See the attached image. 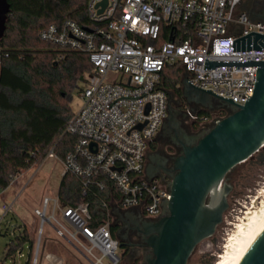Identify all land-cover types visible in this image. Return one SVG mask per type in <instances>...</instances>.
I'll return each mask as SVG.
<instances>
[{
  "label": "built area",
  "instance_id": "1",
  "mask_svg": "<svg viewBox=\"0 0 264 264\" xmlns=\"http://www.w3.org/2000/svg\"><path fill=\"white\" fill-rule=\"evenodd\" d=\"M103 1L88 2L92 27L67 19L42 28L39 38L63 51L87 54L93 66L83 83L82 104L66 129L76 141L62 160V177L76 176L108 192V219L91 226L88 203L67 204L59 219L55 209L65 201L61 196L45 197L35 214L42 222L40 234L48 222L91 264H121L111 220L123 210L158 218L171 199L170 184L146 173L149 146L168 115L163 70L179 64L190 84L245 104L253 96L258 66L204 69L205 60L264 61V49L233 51L234 40L253 31L264 34V0H107L105 7ZM64 58L61 53L57 60ZM201 120L211 127L220 117L213 113ZM49 156L57 157L53 151ZM11 208L0 205V224ZM34 255L38 264L39 243ZM45 258L50 264H65L54 253Z\"/></svg>",
  "mask_w": 264,
  "mask_h": 264
},
{
  "label": "trees",
  "instance_id": "2",
  "mask_svg": "<svg viewBox=\"0 0 264 264\" xmlns=\"http://www.w3.org/2000/svg\"><path fill=\"white\" fill-rule=\"evenodd\" d=\"M8 2L11 13L0 40V192L12 184L14 173L20 168L40 164L51 151L64 160L73 150L76 137L66 133L74 114L70 93L93 70L87 54L63 51L39 38L42 28L67 19L92 27L87 14L89 0ZM61 53L65 58L57 60ZM183 77L179 64L168 65L161 74V86L168 93L181 96ZM213 113L205 109L200 117H211ZM216 113L223 118L228 111L219 109ZM256 154L261 155L264 164V147ZM64 193L72 207L89 204L91 226L98 227L108 219V192L72 176L68 189L63 185L60 196ZM17 229L19 234L6 247V258H14L28 245L26 264H31L35 243L23 224ZM111 232L116 237L112 229Z\"/></svg>",
  "mask_w": 264,
  "mask_h": 264
},
{
  "label": "water",
  "instance_id": "3",
  "mask_svg": "<svg viewBox=\"0 0 264 264\" xmlns=\"http://www.w3.org/2000/svg\"><path fill=\"white\" fill-rule=\"evenodd\" d=\"M106 4L107 0L101 3L104 7ZM10 13L8 0H0V40ZM262 49L264 34L254 31L233 41V51ZM215 66H258L253 96L240 105L212 89L198 88L186 78L182 80V96L189 103L207 110L224 109L228 114L209 127L195 144L185 146L184 154L176 159L171 199L164 206L167 213L146 225L145 246L152 251L146 264H188L196 247L212 237L223 222L232 190L225 183L227 175L264 147V61L206 58L204 69ZM239 264H264V230Z\"/></svg>",
  "mask_w": 264,
  "mask_h": 264
},
{
  "label": "rangeland",
  "instance_id": "4",
  "mask_svg": "<svg viewBox=\"0 0 264 264\" xmlns=\"http://www.w3.org/2000/svg\"><path fill=\"white\" fill-rule=\"evenodd\" d=\"M83 83H79L78 87L71 93L70 107L75 113L81 106V91ZM68 88L65 89L67 91ZM172 93V92H170ZM217 110H211L214 112ZM217 115V113H216ZM263 156V155H262ZM64 165L62 160L55 156H49L40 164L31 168H26L20 175L15 176L13 184L8 188L6 194L10 201L16 200L6 214L0 224V264H26L29 258L30 249L25 245L22 252L17 253L14 258H6V247L15 239L20 230L17 226L26 222L32 228V235L35 244L42 243L43 236L53 233L48 222L42 226V234L39 233L41 228V219L36 216L35 210L42 208L43 199L45 197L54 198L60 191L61 184L64 180L62 172ZM72 176L66 177L70 183ZM225 183L232 186V190L228 195L229 207L224 214L223 222L218 226L216 233L202 241L194 250L188 264H215L219 260V255L224 251V246L237 229L247 209L252 205L254 200L260 204L264 200V164L261 163V155L256 154L253 159L236 166L226 177ZM263 190V191H262ZM260 197L257 199V197ZM62 206V205H61ZM53 205L50 204L48 215L52 214ZM55 216L62 218L60 206L55 209ZM62 252L68 256L70 264H91L87 259L82 257L77 250L71 245L64 242ZM34 252V250H33ZM118 255L122 257L123 250H118ZM34 253L32 254V262L34 264ZM38 257V264L39 262ZM105 263H108L105 260ZM121 264H130L127 257H123ZM138 264H144L141 260Z\"/></svg>",
  "mask_w": 264,
  "mask_h": 264
},
{
  "label": "flooded vegetation",
  "instance_id": "5",
  "mask_svg": "<svg viewBox=\"0 0 264 264\" xmlns=\"http://www.w3.org/2000/svg\"><path fill=\"white\" fill-rule=\"evenodd\" d=\"M202 110L205 108L189 103L182 95L169 93L168 115L147 152L148 176L160 180L164 185L171 184L177 172L175 161L184 154V147L195 144L210 127L201 120ZM166 213L164 210L160 217L148 218L135 217L132 210H123L111 220L110 228L123 250L121 260L127 257L130 264L141 260L146 264L147 257L152 254L151 249L145 246L146 225L158 221Z\"/></svg>",
  "mask_w": 264,
  "mask_h": 264
},
{
  "label": "bare ground",
  "instance_id": "6",
  "mask_svg": "<svg viewBox=\"0 0 264 264\" xmlns=\"http://www.w3.org/2000/svg\"><path fill=\"white\" fill-rule=\"evenodd\" d=\"M263 191V190H262ZM264 192V191H263ZM260 197L258 196L257 199ZM261 199V198H260ZM254 200L245 216L230 235L215 264H239L264 230V200L257 204Z\"/></svg>",
  "mask_w": 264,
  "mask_h": 264
},
{
  "label": "crops",
  "instance_id": "7",
  "mask_svg": "<svg viewBox=\"0 0 264 264\" xmlns=\"http://www.w3.org/2000/svg\"><path fill=\"white\" fill-rule=\"evenodd\" d=\"M24 170L25 169L20 168L16 173H14V180H15V176L16 175H20ZM13 182H12V184H13ZM63 185H65V188L68 189L69 182H67V180L64 179L62 184H61L60 191L56 194V196L54 198H51V199H55V198H57V196H60V192L62 191ZM8 188L6 190L0 192V205L2 203H8L12 207L16 200L14 199V200L10 201L9 196L6 194V192L8 191ZM63 198H64L65 201L61 202V203H58L59 204L58 206H60L61 211H63L66 208L67 204H68L67 193L66 194L64 193ZM114 212H116V211H114ZM23 225L26 227L28 233L30 234L31 239L34 241V243H36V241L34 240L33 235H32V228L29 227V225L26 222H23ZM50 226L52 228L53 233L45 234L43 236L42 243L39 246V260H40L39 262H41L40 264H50L45 258L46 254H50V253L60 254L64 258L65 264H70V261L68 260V256L64 252H62L63 248H65L64 247L65 246L64 242L69 244V245H71L75 250H77V249L75 248V246L69 240L59 237L56 234L54 227L52 225H50ZM34 248H35V246H34ZM79 254L82 257H84L82 255V253L79 252ZM76 262L78 264H82V262L79 261V260L76 261Z\"/></svg>",
  "mask_w": 264,
  "mask_h": 264
}]
</instances>
